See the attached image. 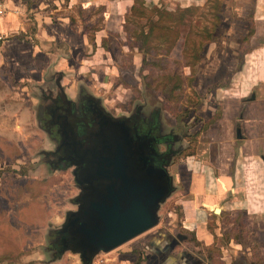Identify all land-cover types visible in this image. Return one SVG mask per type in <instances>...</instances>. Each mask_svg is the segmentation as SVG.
Listing matches in <instances>:
<instances>
[{"label":"rangeland","instance_id":"1","mask_svg":"<svg viewBox=\"0 0 264 264\" xmlns=\"http://www.w3.org/2000/svg\"><path fill=\"white\" fill-rule=\"evenodd\" d=\"M23 1L30 5L33 0ZM135 1L137 7L131 10ZM130 2L126 11L112 13L105 21L102 4L72 7L70 18H53L42 32L34 10L25 12L27 25L18 35L26 41L13 47L22 64L13 60L0 66V264H81L78 253L51 247L54 231L66 212L77 207L80 191L72 168L56 169L47 154L55 141L41 123L47 95L56 94L58 88L74 99L79 93L96 97L115 117H131L139 108L144 115L156 111L162 133L174 135L169 134L176 153L166 163L174 189L161 201L157 223L108 251H98L90 264H135L138 243L133 248L130 243L140 235L155 227L185 231L179 202L187 192L185 183L194 179L201 166L208 183H215L223 167L220 159L227 161L228 183L239 186L234 193L228 186L222 188L223 197L241 195L244 200L231 205L234 213L238 211L233 223L228 214L218 215L209 208L206 226L213 233L220 227L223 244L231 235L245 243L253 239L242 218L244 208L264 212V161L260 156L241 155L242 141L234 140L237 117L230 120V136L220 127L229 121L236 99L242 102L253 94L259 96V85L250 89L257 79V66L264 78V0ZM38 32L43 44L35 36ZM245 52L253 61H246V75L235 79ZM239 81L242 87L237 89ZM206 138L213 143L211 158L219 169L198 159L199 139ZM159 147L164 149L165 144ZM220 205L222 201L215 206ZM187 232L188 246L207 252L213 264L216 255L225 252L221 242L216 244L218 236L204 246L207 251L199 245L195 249L194 230ZM262 247L254 242L255 264H264Z\"/></svg>","mask_w":264,"mask_h":264},{"label":"crops","instance_id":"2","mask_svg":"<svg viewBox=\"0 0 264 264\" xmlns=\"http://www.w3.org/2000/svg\"><path fill=\"white\" fill-rule=\"evenodd\" d=\"M124 1L127 2L121 0H51L50 3L48 0H33L29 5L28 2L26 3L23 0H6L7 9L5 13L0 16V38L3 37L0 40V66L4 64L8 66L9 63H13V60H17V54H13V47H19L21 41H26L24 38H21L22 35H20V37L18 33L25 31L27 25L25 12L28 9L34 10L35 19L37 21L36 25L42 27L39 30L42 32L49 28V22L52 21L53 18L61 20L70 18L69 13L72 11V7L73 9L76 6L86 8L90 5L98 6L102 4L104 5L102 13L104 17L103 20L105 21L112 13L122 12L123 10L126 11L132 4L130 0ZM49 4H52L53 8L48 7ZM60 6L64 7L60 10ZM259 7L263 6L259 5ZM255 10H258L257 6ZM263 10L264 7L261 11ZM39 33L40 32L35 33V36H38L40 43L43 44L44 39L40 37L41 35ZM9 35L10 38L4 39ZM31 46L34 47L33 42ZM249 54L250 52H245L242 66L239 70L235 71V79L239 77L238 79L240 80L246 75L244 68L246 61H253L252 58L248 56ZM15 61L14 66L17 68ZM16 63L22 64L20 60ZM256 76L257 79L252 83L250 90H252L253 86L256 84L259 85V96L253 94L248 101L242 99V102H237L236 99L233 104V114L227 123H221L220 128L226 130L229 135L231 130V124H229L230 120L234 122V119L237 117L235 120L239 121V125L235 127L236 136L234 140L242 141L239 142L238 146L241 155L244 157L251 156L253 158L255 156H260L262 161H264V78L261 75L259 66H257ZM236 87L240 89L242 83L239 81ZM231 106L232 105H230V107ZM252 114H254V118L251 120L250 117ZM233 117L234 119H232ZM213 124L215 123L210 124L206 130ZM206 135H208V132L205 133V136ZM228 135H226V139H230L228 138L230 135ZM199 142H201L199 151L202 150V152L201 155H199L198 152L196 154L201 164L211 163L219 169L221 166L219 167L217 161L211 158V150L213 149L211 146H213V143H211L210 138H206V140L204 139L203 141L199 139ZM225 154L229 153L225 152ZM223 155L224 153L219 154V156ZM226 162L227 161L223 162L220 159V165H223V167H221V171L215 177V183H208L207 173L203 169L204 166L199 168L194 179L190 180L189 183H185L187 192L185 196L179 197L183 213L181 217V226L185 231H179L172 227H155V229H151L149 233L140 235L136 241L130 243L132 248L134 244L138 243L134 247L137 248L139 254L135 264H213V260L210 259L209 261V257L206 254L207 252L195 251L193 247L188 246L190 235L187 230H194V236L198 241L197 245H194V248L197 249L199 245L203 249L204 246L212 244L216 236H218L216 244L221 242L219 237L220 227L218 231H214L213 233L206 226V222L211 218L209 208H212V212L218 215L222 213L224 215L228 214L230 219L233 218L236 213V215H238V211L234 213L235 207L231 205L234 202L243 201L244 198L241 195H235L233 198L223 197L226 192L222 190V188L224 189L228 186L231 193H234L239 188L237 183H228V178L226 176L227 171L225 169L227 165ZM220 201H222V205L219 207L215 206ZM229 209H231V212H225ZM244 209L245 215L242 219H245L247 221V227L252 229H250L249 234H251L253 239H248L249 241L245 243L240 238L239 240L234 238V235L229 236L227 241L224 240L226 244L221 242V249L225 252L221 251L222 254L216 255V259H214L216 263L214 264H255L253 262L254 242L264 245V212H249L247 208ZM230 221L232 222L229 223H233L235 219L233 218ZM204 248L206 249L204 251L208 250V247ZM261 252L264 254V247H262ZM121 259L124 261L127 258ZM220 260L221 262H219Z\"/></svg>","mask_w":264,"mask_h":264},{"label":"water","instance_id":"3","mask_svg":"<svg viewBox=\"0 0 264 264\" xmlns=\"http://www.w3.org/2000/svg\"><path fill=\"white\" fill-rule=\"evenodd\" d=\"M149 145L114 118L99 129L92 145L77 148L80 170L75 179L83 192L59 228L66 232L62 251L70 249L79 254L81 264H90L98 251H108L157 223L159 205L174 187L165 168L149 165Z\"/></svg>","mask_w":264,"mask_h":264},{"label":"flooded vegetation","instance_id":"4","mask_svg":"<svg viewBox=\"0 0 264 264\" xmlns=\"http://www.w3.org/2000/svg\"><path fill=\"white\" fill-rule=\"evenodd\" d=\"M57 90L59 91L56 94L47 95L46 100L49 103L46 105V115L41 123L55 141L54 148L47 154L51 158V165L56 169L60 166H67L72 168L75 176V173L80 170V165L75 164L77 148L92 145L99 129L108 120L115 118L116 121L126 124L131 129L133 137L136 138L139 135L148 140L151 147L148 150L149 165L154 164L168 171L166 163L176 153L171 143L173 140L170 138V135L173 138L174 135L168 132L162 133L158 121L159 114L156 111L144 115L139 108L131 117H115L102 106L96 97L90 94L79 93L74 99L63 94L59 88ZM160 144H165L164 149H160ZM82 192L83 188L80 187L79 193ZM56 231H54V241L51 242V247L59 249L63 246L66 232L59 231V229Z\"/></svg>","mask_w":264,"mask_h":264},{"label":"built area","instance_id":"5","mask_svg":"<svg viewBox=\"0 0 264 264\" xmlns=\"http://www.w3.org/2000/svg\"><path fill=\"white\" fill-rule=\"evenodd\" d=\"M6 11V2L5 0H0V16L3 15Z\"/></svg>","mask_w":264,"mask_h":264},{"label":"trees","instance_id":"6","mask_svg":"<svg viewBox=\"0 0 264 264\" xmlns=\"http://www.w3.org/2000/svg\"><path fill=\"white\" fill-rule=\"evenodd\" d=\"M136 7H137V5H136V1H135V3H133V4L131 5V10H135Z\"/></svg>","mask_w":264,"mask_h":264}]
</instances>
